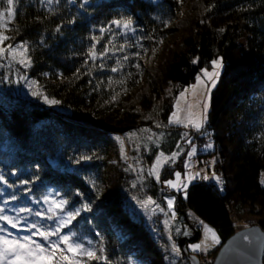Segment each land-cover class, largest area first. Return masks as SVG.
Masks as SVG:
<instances>
[{"label": "trees", "instance_id": "obj_1", "mask_svg": "<svg viewBox=\"0 0 264 264\" xmlns=\"http://www.w3.org/2000/svg\"><path fill=\"white\" fill-rule=\"evenodd\" d=\"M83 2H15L4 33L11 39L1 46L26 43L31 64L0 58V175L7 180L0 182V205L14 215V208H31L32 215H20L42 227L36 203L49 189L68 200L70 211L90 205L66 228L103 246L107 261L84 257L87 264H189L179 239L191 225L201 232L199 220L215 227L221 243L241 227L237 220L252 218L264 230V0H87L81 8ZM121 15L133 18L136 31L113 44L130 46L89 59L94 43L97 53L112 48V33L100 28ZM175 33V46H162ZM195 55L205 66L223 61L199 131L169 123L179 93L199 72ZM21 76L59 103L25 94ZM189 139L195 157L207 158L222 182L203 179L206 170L198 169L182 196L164 189V181L184 171ZM174 152L159 180L148 175L159 153Z\"/></svg>", "mask_w": 264, "mask_h": 264}, {"label": "snow or ice", "instance_id": "obj_2", "mask_svg": "<svg viewBox=\"0 0 264 264\" xmlns=\"http://www.w3.org/2000/svg\"><path fill=\"white\" fill-rule=\"evenodd\" d=\"M16 0H0V3H4L7 7L4 10H0V27L7 28V23L4 21L5 14H7L8 20L10 21L14 16V5ZM47 3L51 5L53 0H47ZM87 0H84L83 3L80 4L81 8L85 7ZM75 18L69 21V23H74ZM134 20L130 16H118L110 20L106 27H101L100 32L103 34L104 32H111L112 39L109 40V44L112 45V48L105 47L102 52H96V44H92L88 50V57L93 61L98 57H104L109 51H123L126 46H130L125 44H121L119 48H116L113 44V40H115L116 36L119 34H127L134 33L136 31L134 27ZM168 26V22H165V27ZM57 31H59V26L57 27ZM223 31V29H220ZM11 39L8 35L0 32V45H3L4 41ZM93 40L99 42V38L93 36ZM141 47H143L141 45ZM146 51V50H145ZM155 52V49L153 50ZM12 59L18 61L19 64L24 65V67H29L31 64V57L28 56V48L26 43L17 44L15 46L9 44L6 47L0 46V58L5 57V54ZM136 56H140V53H135ZM123 60H128V56H124ZM197 60H193V63H196ZM119 67L123 65L120 64L119 60L117 61ZM212 70L209 71L207 68L201 69L202 76L198 75L196 77V84L192 85V95H197V90H202L201 99L203 100L202 105L199 103V100L196 102V107L200 108L199 114L195 115L191 112L193 107L192 103H188L187 107L189 109L187 124L185 126L191 125L197 131L203 128L204 123L207 120V111L209 108V98L211 88L215 87L217 80L220 76V68L223 66V61L220 58L213 59L211 61ZM104 65L101 64L100 67ZM119 67H114L111 69L113 72L119 71ZM136 68L140 69V64H136ZM131 75V74H129ZM23 78V77H22ZM35 84V81L32 82ZM120 83H123L121 81ZM188 90L185 89L180 93L181 98H186V92ZM32 95L39 96L41 95L38 91H33ZM118 95V94H117ZM45 101L50 104H58L59 101L54 99H49L47 96L44 97ZM113 100L116 99L115 96L112 97ZM177 106L179 107V100L177 101ZM169 123H184L178 116L177 112H173L170 117ZM187 135V134H185ZM121 145V155L124 154V141L119 137ZM149 140L152 139L151 136L148 137ZM191 144V140L187 141ZM206 148H212L213 145L211 143L205 146ZM196 149L193 147L192 151L188 152L187 155L191 157L195 153ZM179 155L178 152L172 153L171 157H165L163 153L157 157L156 163L152 166L148 171L149 176H155L157 180H159V169L162 167L165 162H174L176 157ZM126 158V156H125ZM82 159H90V157L84 156ZM211 164H215L216 161L213 159ZM189 165H186L188 167ZM131 165L129 168L131 169ZM200 177V173H191L187 174L186 179L181 178L180 172H175V180H167L164 181L165 184L170 186L171 188L181 190L187 189L188 184ZM212 177L221 180V177L217 176L215 172L212 173ZM203 179H208L207 175L202 177ZM0 182L7 184V180H5L3 175H0ZM22 184H28L30 181L24 180L21 181ZM264 183V180L261 181ZM10 187H15V185H9ZM187 193L185 192V196ZM59 193H55L54 195H45L42 197L43 201L49 205L46 212H36L35 216L37 217H47L48 220H54L55 223L53 227H42L39 225V221L29 223L26 225L27 229L30 230L29 235H15L7 226H11L12 229H16L21 226L20 222L25 220L26 217L20 215V213H28L29 215L33 214L31 208L28 207H19L14 208L12 211L16 213L15 216L8 215L5 210L4 205H0V264H87V261H107V256L104 255V248L101 245L99 249H97L92 245L91 240H87L86 242H81L78 238V234L76 232L69 231L67 233L62 234V230L69 227L74 220L80 215L82 210H91L90 205H83L82 208H77L73 211L66 210V205H68V200L60 198L57 199ZM10 199L15 200L16 197L13 195ZM149 201L151 198H148ZM147 203V202H145ZM169 209L173 208V199L168 200ZM7 204V201H5ZM172 218H175V212H172ZM195 219V217H193ZM200 226H202L204 230V239L201 242L190 244L188 247L193 252H206L209 248L213 247L215 244H218L219 237L216 231L211 228L209 225L205 224L203 221H197ZM167 224L168 222L165 221ZM7 225V226H6ZM180 228H176V232L180 233ZM99 235V233H97ZM34 237H40L43 241L47 242V244L42 243L40 240L34 239ZM52 237H56L57 239L52 240ZM247 238V237H246ZM209 240L211 243H209ZM171 251L174 255L180 256L181 249L175 243L171 245ZM71 255H68V254ZM99 253V254H98ZM86 257L87 261L83 260Z\"/></svg>", "mask_w": 264, "mask_h": 264}, {"label": "rangeland", "instance_id": "obj_3", "mask_svg": "<svg viewBox=\"0 0 264 264\" xmlns=\"http://www.w3.org/2000/svg\"><path fill=\"white\" fill-rule=\"evenodd\" d=\"M6 8V7H5ZM2 10H4V8L2 9ZM4 21L7 23V28H3V27H1L2 28V30L4 31L3 33H5V31L8 29V28H10V25H9V23L11 22V21H9L8 20V18H7V14H5V17H4ZM179 33V32H178ZM178 33H175L174 35H170L167 39H166V42H164L163 43V45L162 46H175V44H176V40H177V36H178ZM4 44V43H3ZM17 44H19V43H17ZM16 44V45H17ZM1 46V45H0ZM5 47L7 46V45H4ZM165 48V47H164ZM217 58H220V59H222V57H217ZM217 58H214V59H217ZM6 59L8 60V62H12V61H16V60H12L8 55H7V53H6ZM193 60H197V62L195 63L197 66H199V72H198V74H197V76L198 75H201L202 76V72H201V69H204V68H207L209 71H211L212 70V65L210 64V65H208V66H205V65H203V63H202V61H201V59H200V57H198V55H195L194 57H193ZM222 68H223V66L220 68V73H221V71H222ZM14 73H16V72H14ZM13 77L14 78H16L17 76H14L13 75ZM23 76H21V80H23V84H24V87L22 88V90H23V92L25 93V94H27V95H32V92L33 91H38V92H40L41 93V95H39V96H34V95H32L33 97H40V98H44L45 96H44V94H43V91H42V89L40 88V86H38L37 84V81H35V84H33L32 82H33V80L32 81H26L25 80V78L23 77ZM218 81V80H217ZM194 84H196V79H195V81H193L191 84H189V85H187V86H185L184 87V89L182 90V91H184L185 89H187L188 91L186 92V98H181L180 97V93L182 92H180L179 93V95H178V97H177V99H176V101H175V105H174V109H173V111H172V113L173 112H177L178 113V116H179V118L181 119V120H183L184 121V123H179V124H181V125H183V126H185V124H187V119H188V112H189V109H188V107H187V105H188V103H192L193 104V107H192V109H191V112L194 114V117L193 118H195V115H198L199 114V111H200V108H198V107H196L195 105H196V102L199 100V103L202 105V103H203V100L201 99V92H202V90H200V89H198L197 90V95L196 96H193L192 95V88H191V86L192 85H194ZM39 88V89H38ZM214 87H212L211 88V91H212V89H213ZM210 98H211V92H210ZM210 98H209V105H210ZM179 100V107L177 106V101ZM209 109V108H208ZM172 113H171V115H170V117L172 116ZM207 113H208V111H207ZM204 126V125H203ZM186 127V126H185ZM186 128H193L191 125H188ZM193 129H195V128H193ZM206 146V145H205ZM197 148V144L195 143V142H193V143H191L190 144V146H189V150H188V152H190V151H192V148ZM205 149H208V148H206L205 147ZM197 150V149H196ZM187 152V153H188ZM159 155H160V153H159ZM158 155V156H159ZM164 156L165 157H170V156H167V155H165L164 154ZM196 156V151H195V153L191 156V157H189L188 155L186 156V160H185V169H184V171H181V170H178V171H176V172H180L181 173V178L182 179H186V177H187V174L189 173V172H191V173H196L197 171H198V166H200L201 168H202V170H206V175L210 178V179H212V180H214V181H216L217 183H219V185H221V180H217V179H215V178H213L212 177V173L213 172H215L214 170H209L208 169V167H207V165H206V161L205 160H207V158H203L202 159V162L200 161V159L198 160V158H196L195 157ZM213 157H209L208 158V160L211 162ZM157 160V159H156ZM202 164H201V163ZM156 163V161L154 162V164ZM166 163V162H165ZM153 164V165H154ZM186 165H189L188 167H186ZM216 173V172H215ZM216 175L217 176H219L220 177V175L218 174V173H216ZM176 178H175V175H174V177L173 178H171L170 180H175ZM189 185V184H188ZM164 189H171V187L170 186H168V185H165V188ZM174 189V188H173ZM175 190H177V189H175ZM177 191H182V193H183V195L182 196H184L185 195V191H186V189H181V190H177ZM55 193H58L57 191H55V190H52V189H49L46 193H45V195H54ZM169 193V192H168ZM44 195V196H45ZM60 198H62L60 195L57 197V199H60ZM169 199H173V206H174V201H175V198H174V196L173 195H171V196H169L168 197V200ZM154 201V200H153ZM36 205H37V210H38V212H46V210H47V208L49 207V205L47 204V203H45L44 201H43V199L41 198V200L40 201H38L37 203H36ZM146 206H147V203H146ZM66 210H68V211H70L69 209H66ZM6 213L8 214V215H13V216H15L14 214H11L10 212H8V211H6ZM40 218H43L42 220L47 224V227L48 228H50V227H53L54 226V223H55V219L54 220H48L47 219V217L45 216V217H40ZM27 221V219H25V220H23V221H21L20 222V224H21V226L20 227H18V228H16V229H12L11 228V226H7L8 228H9V231H11L13 234H15V235H20V236H23V235H29L30 234V231H29V229H27V227H26V225L27 224H29V223H27L26 222ZM199 221H203V220H199ZM205 224H207V225H209L211 228H213L215 231H216V233H217V235H218V237H219V243L218 244H215L213 247H211V248H209L208 249V251H206V252H193V251H191V249L189 248V251L190 252H192V253H196L199 257H200V260L202 261V262H204L203 260H205V259H208L209 260V258H210V260H211V263L214 261V258H215V255H216V253H217V251H218V249H219V247H220V245H221V237H220V235H219V233L217 232V230L215 229V227H213L212 225H210L209 223H207V222H205V221H203ZM252 223H255V221L252 219V218H248V219H242V220H237L236 222H235V224L237 225V226H241V227H245V226H248V225H250V224H252ZM199 225V224H198ZM189 230H193V229H189ZM200 230H201V233H200V236L196 239V240H194V241H192V242H190L189 243V245L190 244H193V243H198V242H201L203 239H204V230H203V228H202V226H200ZM70 230H68V229H63L62 230V234L63 233H67V232H69ZM34 239H37V240H40L42 243H45V244H47V242H45V241H43L42 240V238H40V237H34ZM52 240H55V239H57L56 237H52L51 238ZM81 240V242H86L87 240H82V239H80ZM209 243H211V241L209 240ZM90 246H93V245H90ZM182 249V248H181ZM183 252V251H182ZM183 254L186 256V254L183 252ZM68 255H71L70 253L68 254ZM213 257V258H212ZM187 258V257H186ZM188 259V258H187ZM188 261H189V259H188ZM206 263H208V261L206 262ZM65 264H67V262H65ZM134 264H146V263H144L143 261H141V260H138V259H134ZM189 264H190V262H189Z\"/></svg>", "mask_w": 264, "mask_h": 264}, {"label": "water", "instance_id": "obj_4", "mask_svg": "<svg viewBox=\"0 0 264 264\" xmlns=\"http://www.w3.org/2000/svg\"><path fill=\"white\" fill-rule=\"evenodd\" d=\"M192 226L182 232L179 243L190 264H206L189 251V243L200 236L199 228ZM247 237V238H246ZM212 264H264V230L257 222L235 230L223 241Z\"/></svg>", "mask_w": 264, "mask_h": 264}, {"label": "bare ground", "instance_id": "obj_5", "mask_svg": "<svg viewBox=\"0 0 264 264\" xmlns=\"http://www.w3.org/2000/svg\"><path fill=\"white\" fill-rule=\"evenodd\" d=\"M129 162L131 163V160H129ZM241 228V227H240ZM239 229V228H238ZM196 254V253H195ZM213 258V257H212ZM204 261V263H206L207 262V259H205V260H203ZM206 264H212L211 262H208V263H206Z\"/></svg>", "mask_w": 264, "mask_h": 264}, {"label": "built area", "instance_id": "obj_6", "mask_svg": "<svg viewBox=\"0 0 264 264\" xmlns=\"http://www.w3.org/2000/svg\"><path fill=\"white\" fill-rule=\"evenodd\" d=\"M198 169H201V167H200V166H198ZM207 261H208V262H211L210 258H209V260L207 259Z\"/></svg>", "mask_w": 264, "mask_h": 264}]
</instances>
